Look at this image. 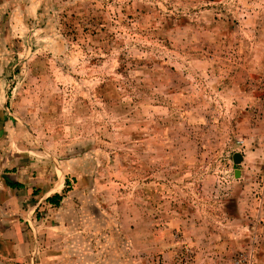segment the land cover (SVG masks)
Listing matches in <instances>:
<instances>
[{
  "label": "rangeland",
  "instance_id": "374dc122",
  "mask_svg": "<svg viewBox=\"0 0 264 264\" xmlns=\"http://www.w3.org/2000/svg\"><path fill=\"white\" fill-rule=\"evenodd\" d=\"M9 157L51 264H264V0H0Z\"/></svg>",
  "mask_w": 264,
  "mask_h": 264
},
{
  "label": "crops",
  "instance_id": "0c3cea01",
  "mask_svg": "<svg viewBox=\"0 0 264 264\" xmlns=\"http://www.w3.org/2000/svg\"><path fill=\"white\" fill-rule=\"evenodd\" d=\"M22 160L0 158V264H51V236L64 232V226L34 215L59 207L55 202L62 199L64 182L44 179Z\"/></svg>",
  "mask_w": 264,
  "mask_h": 264
},
{
  "label": "water",
  "instance_id": "95a60500",
  "mask_svg": "<svg viewBox=\"0 0 264 264\" xmlns=\"http://www.w3.org/2000/svg\"><path fill=\"white\" fill-rule=\"evenodd\" d=\"M240 160H241V156L238 159H236V162H239Z\"/></svg>",
  "mask_w": 264,
  "mask_h": 264
},
{
  "label": "trees",
  "instance_id": "16d2710c",
  "mask_svg": "<svg viewBox=\"0 0 264 264\" xmlns=\"http://www.w3.org/2000/svg\"><path fill=\"white\" fill-rule=\"evenodd\" d=\"M50 201L52 202L53 200H50ZM55 203H57V201Z\"/></svg>",
  "mask_w": 264,
  "mask_h": 264
}]
</instances>
